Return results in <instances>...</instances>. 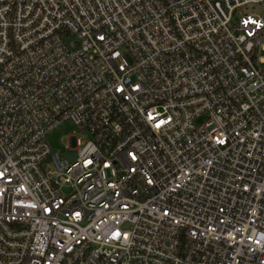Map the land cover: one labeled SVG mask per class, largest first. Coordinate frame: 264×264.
<instances>
[{
  "label": "built area",
  "instance_id": "built-area-1",
  "mask_svg": "<svg viewBox=\"0 0 264 264\" xmlns=\"http://www.w3.org/2000/svg\"><path fill=\"white\" fill-rule=\"evenodd\" d=\"M262 51L264 0H0V264H264Z\"/></svg>",
  "mask_w": 264,
  "mask_h": 264
},
{
  "label": "rangeland",
  "instance_id": "rangeland-1",
  "mask_svg": "<svg viewBox=\"0 0 264 264\" xmlns=\"http://www.w3.org/2000/svg\"><path fill=\"white\" fill-rule=\"evenodd\" d=\"M261 55L264 57V51H262ZM262 67H264V64H262ZM202 121L198 120L199 123ZM73 134L85 138L83 132L72 121L64 120L47 132L46 139L51 145L53 152L62 153L69 143V136Z\"/></svg>",
  "mask_w": 264,
  "mask_h": 264
},
{
  "label": "water",
  "instance_id": "water-1",
  "mask_svg": "<svg viewBox=\"0 0 264 264\" xmlns=\"http://www.w3.org/2000/svg\"><path fill=\"white\" fill-rule=\"evenodd\" d=\"M70 157L74 158V155H70Z\"/></svg>",
  "mask_w": 264,
  "mask_h": 264
}]
</instances>
